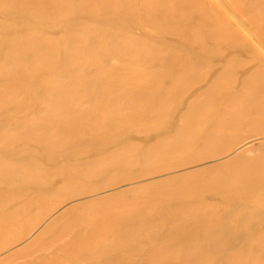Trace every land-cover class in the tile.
I'll return each mask as SVG.
<instances>
[{"label":"bare ground","instance_id":"6f19581e","mask_svg":"<svg viewBox=\"0 0 264 264\" xmlns=\"http://www.w3.org/2000/svg\"><path fill=\"white\" fill-rule=\"evenodd\" d=\"M222 1L238 9L244 21L255 27L259 37L264 38V0ZM0 9L6 19L19 17L15 28L12 29L15 32L9 31L8 37L0 42L3 47V51L0 52V79L6 84H24L47 76L54 67L49 63L59 56L62 64L58 74L61 80L44 81L41 84V92L44 93L42 102L25 107L27 110L34 109L35 113L26 121L15 124L5 122L0 126V186L25 181L39 183L45 188L44 181L49 175L42 169L39 158L35 156L19 159L21 152H41L47 157L45 159L47 163L51 164L53 161L48 156L53 157L64 148L72 146L71 140L67 137L68 132L77 131L79 135L96 141L111 133L121 134L128 128L129 122L147 116L154 110L150 104L151 99L159 97L162 109L166 110L185 89L189 87L192 89L198 84L208 85L203 93L207 98L201 106L202 109L208 111L207 109L214 107L215 102L220 104L215 119L220 128L213 130L206 139L208 144L214 145L211 158L221 157L238 144L237 136L226 138L221 135L235 133L233 129L238 127L241 121L247 119L248 127L255 126L259 129L258 134H264V126L261 127L264 120L263 64H258L256 71L240 80L241 90L237 95L223 94L217 97L210 91V88L221 87L220 80L215 79L208 84L206 77L208 73L217 71L215 70L217 66L227 75V81L235 79L232 77L234 71L246 68L239 59L237 61L223 59L229 52L227 45L238 38L233 25L219 13L211 0H0ZM119 9H123L126 15L122 18L118 15L117 18L126 20L128 15L138 27L145 29L140 39L131 35L134 31L131 29L127 34L120 32L119 27L111 26H100L101 28L96 29L95 25L89 24L90 29L89 27L85 29L84 23H94L106 13L109 15L104 18L112 21L113 13ZM66 14L77 19L68 23L72 30L57 40V43L64 47L61 54L55 51L56 45L48 38L23 31L32 26L44 28L51 17L55 16L58 19ZM162 22L184 28L183 33L174 35L179 44L175 46L164 44L158 47L152 40L158 33L152 27ZM88 30L90 33L86 34ZM216 45H221L220 47L225 50L219 51L215 58L221 60V63L214 66L202 58L208 55L209 51L216 49ZM189 54L194 56L192 60L187 59ZM173 55L178 56L176 61L171 59ZM84 57L90 61L79 63ZM175 69L177 70L175 74L170 72ZM110 70L117 73L111 74ZM202 71H207V74L204 75ZM15 92L14 86L11 89H0V114L6 110L8 104L2 95L14 96ZM195 100L197 99L194 98ZM9 103L11 104L10 101ZM83 106L88 107L82 110ZM18 112L20 111L14 112L10 118L18 115ZM198 114L199 111L190 106L187 113L180 117L183 125L166 134V139L156 142L147 151L146 158L163 159L178 153L184 144L190 141L193 134L191 121L197 119ZM105 121H111L109 123H112L113 129L100 126L106 123ZM73 122H80L81 126L73 129L71 127ZM19 142L21 143L17 146ZM130 150V146L127 145L120 152L116 151L92 162L83 163L77 170L87 179L93 178L96 172L116 164L120 157ZM256 152L257 149L249 146L223 162L221 167L226 172L222 174L226 173L227 178H223L214 167L204 170V173L208 174V179L200 181L198 185L209 186L206 191L208 197H219L224 200L232 198L255 205L258 198L264 199V194L260 196L258 194V190L264 188V154ZM247 153L254 155L249 159ZM187 164L190 163L173 164L165 170H177ZM233 164L238 165L240 169L234 171L231 168ZM29 167L32 170H26L29 171L26 173L25 168ZM31 171L38 176L30 175ZM202 174L188 172L179 178L184 181ZM143 176L148 175L143 174L141 177ZM133 179L137 178L131 180ZM171 181L167 180L165 184ZM119 182L121 180H114L113 183ZM65 187L66 183L61 189L64 192L67 189ZM105 188L94 187L85 192L53 200L55 201L53 203L47 201L48 192L36 195L34 197L38 199L39 204L37 220L20 222L9 230L7 225L10 220L26 215V209L18 206L0 221V256L23 241L26 238V231H32L66 200L96 195ZM150 188L151 186L144 185L139 190L145 191ZM197 195L189 194L182 199L191 202L200 198V195ZM117 198L118 196L109 201L106 197H94L77 204L70 209V213H63L55 222L49 224L36 240L15 250L9 256L0 258H3V262L15 261L25 255L30 258L29 264L66 262L73 264L71 257L75 255L74 251H87L88 247L101 251L105 250V244L109 247L120 244L121 241L130 245L135 244L150 230L156 220L151 215L136 217L135 214H138V211L152 212L154 205L148 201L134 200L122 203L117 210L111 212ZM109 202L113 204L108 205ZM205 207L206 205H201L196 210H181L179 214L185 219H193L196 216L204 218L202 217L197 226L192 223L181 225L180 237L170 247L155 250V254L167 257L178 251L180 255L176 264H202L216 257L226 264H264V224L259 226L261 229L259 234L255 233L259 230L255 228V221L264 220V216L260 218L258 214L254 215L255 221L241 218L239 224L229 230L231 232L228 229L226 232V220L235 217L223 215L217 218L219 216L214 213L207 214L208 209ZM146 216L150 218H145ZM65 217H69L70 220L64 222L58 235L47 240L46 236L55 226L66 220ZM83 224L86 225L83 230L88 234L83 236L78 232L66 241V237ZM164 228H167L166 225ZM112 230L117 233L109 242L107 236ZM225 232L227 234L224 235ZM199 235L206 236L210 244H204L205 240ZM255 235L261 237L252 238ZM54 247L60 253L46 254ZM80 257H84V260L87 258L85 254Z\"/></svg>","mask_w":264,"mask_h":264},{"label":"rangeland","instance_id":"374dc122","mask_svg":"<svg viewBox=\"0 0 264 264\" xmlns=\"http://www.w3.org/2000/svg\"><path fill=\"white\" fill-rule=\"evenodd\" d=\"M219 13L222 14L232 25L236 32V39L234 42H230L228 46V53L223 57L224 60H234L238 59L246 67L242 70H236L233 72L232 77L235 79L232 81H227V75L219 70L218 66L213 73L207 74V71H202L203 74H207L208 84L212 83L215 79L221 82V87L217 89H212L215 96L221 97L223 94L237 95L241 90L240 80L245 76L257 70L258 64L264 65V38L259 37L257 30L252 25H249L244 21L240 11L233 7L226 5L222 0H211ZM114 12V11H113ZM114 14V16H113ZM112 14L113 20H106L104 16H108L106 13L98 18L94 23H84L85 29H88L89 24L95 25L101 28L106 26L119 27L120 32L128 33L133 31L131 35L140 39L143 32V28L138 27L137 24L127 15L126 20H120L117 18L126 15L123 9H119ZM116 15V16H115ZM240 16V17H239ZM19 18V17H18ZM18 18H7L3 11L0 9V42H3L9 31L11 33L15 32L12 29L15 28L16 21ZM53 18V19H52ZM55 19V20H54ZM76 17L66 14L60 18L55 16L48 19L45 23L44 28L41 27H29L24 32L35 33L40 37L48 38V40L54 43L55 51L59 54L63 53L64 47L57 43L60 36L68 34L72 27L68 26V23L76 21ZM19 21V20H18ZM65 21V22H64ZM101 26V27H100ZM11 29V30H10ZM66 29V30H65ZM90 29V27H89ZM131 29V30H130ZM154 31H157V37H153L152 40L161 47L164 44L169 46H175L179 44L178 40L174 35H179L184 32V28L178 26H172L168 23H159L152 27ZM90 30L86 34L90 33ZM8 32V33H7ZM221 46V45H220ZM216 45V49L209 51L208 55L202 58L203 61L210 63L214 66L221 63V60L215 57L219 53L224 51L223 47ZM226 46V47H227ZM219 47V48H218ZM202 49L203 47H199ZM198 50V49H197ZM3 51V47L0 45V52ZM220 51V52H219ZM196 52V51H195ZM178 56H172L171 59L176 61ZM193 55H188L187 59L192 60ZM61 57L57 58L49 65L54 66L52 72H50L45 77H39L24 84H6L4 80L0 79V89H11L13 86L16 89V95H2L4 99L8 101L6 110L0 114V126H3L5 122L18 123L26 121L34 113L35 110L28 109L29 104L37 105L42 102L43 94L41 92V84L46 80H61L58 77L60 72ZM75 61V60H74ZM78 62V60H76ZM87 57L81 58L79 63L89 62ZM112 71L111 74H116L117 71ZM174 74L177 72L175 69L170 71ZM221 78V79H220ZM67 79V78H66ZM17 83V82H16ZM223 83V84H222ZM167 85V84H165ZM16 86V87H15ZM182 87V86H181ZM208 88V85H196L192 89L189 87L184 90L183 93L179 95V98L175 100L166 110L162 109V103L159 97L155 100H150L152 109L151 113L147 116L132 120L127 125L128 128L124 129L122 133H111L100 140L91 139L85 137L84 135H79L77 131L68 132L67 137L71 140L72 146L64 148L63 151L57 153L53 157H49L51 164H48L45 159L47 157L41 152H29L23 151L19 154V159L21 158H35L37 156L40 160V164L44 172H47L49 177L45 179V188L39 183H28L25 181H20L16 184H6L0 186V221H2L7 215L12 213L16 208L24 207L26 209V215L20 218H15L10 220L8 223V229L11 230L15 226L23 221L32 222L37 220L38 211V199L34 196L41 193L47 194V201L53 203L56 199H62L65 196L77 194L79 192H85L91 188H106L100 190L96 195H84L83 197H74L61 205L56 211L44 218L42 222L37 225L32 231H26V238L19 244L8 249L5 253H2L0 257L9 256L15 250L23 248L30 242L36 240L41 233L47 228V226L55 222L58 218L62 216L63 213H67L71 208L79 203L89 201L94 197H106L107 200H114L118 196L114 203V210H117L124 202H130L134 200H141L145 202L152 203L154 205L153 211L148 213L135 214L136 217H141L145 215H151L154 220L149 231L145 232L143 237H141L135 244H127L124 241L109 246L105 244V250H97L93 247H88L87 251H74L73 257H71L73 264H176V261L180 255V252H174L170 256L163 257L162 255L155 254V250L163 249L165 247H170L181 235L180 226L183 224L194 226L200 223L202 217L196 216L193 219H185L181 216L179 212L183 209H193L196 210L201 205H206L207 214L214 213L219 216L217 218L226 217L228 215L234 216L235 218H228L226 220V232L231 230L239 224L241 218H250V220L255 221V216L262 218L264 216V199L258 198L255 205L251 203H246L245 201L224 200L219 197H208L206 196V191L208 190V185H198L200 181L208 179V174L204 173V170L208 168H216L221 174L225 171L222 169V163L231 159L235 154H238L246 147H252L257 149L260 154H264V134H258L259 129L255 126L248 127L247 119L238 123V127H234L233 131L235 133H222L221 136L229 138L232 135L237 136L239 140L238 144L230 150L228 153L222 155L221 157L211 158L210 155L214 151V145L208 144L206 142L207 137L212 133L213 130H218L220 124L216 122V112L219 109L220 104L215 102L214 107L207 109H202V104L207 97H204L203 93ZM224 88V89H223ZM194 98L197 99L194 101ZM11 102V104L9 103ZM14 101V102H13ZM198 110L199 114L197 119L191 121L193 134L190 137V141L184 144L182 149L167 158L163 159H147V151L158 141L166 139L169 133H172L174 128L183 125L180 121V117L187 113L189 107ZM27 107V108H25ZM88 106H83L82 110L86 109ZM25 109V110H24ZM215 112H214V111ZM18 112V115L10 118L14 115V112ZM5 113V114H4ZM4 114V115H3ZM207 118V119H206ZM103 127L107 129H113L111 121H105ZM68 124V123H66ZM70 124V123H69ZM73 129H78L81 126L80 122L71 123ZM5 125L8 126L6 123ZM123 125H120V127ZM129 126L131 128H129ZM264 126V120L262 126ZM137 128V129H136ZM142 128L143 130H140ZM253 128V129H252ZM255 131V132H254ZM21 142L17 143V146ZM130 146L131 150L120 157L116 164H112L110 167L102 169V171L96 172L93 178L87 179L84 175L79 174L77 170L78 166L83 163L92 162V160L98 159L109 154L120 152L125 146ZM35 148V147H33ZM37 150V148H35ZM6 154V153H3ZM124 154V152L122 153ZM254 153H247V157L253 156ZM147 159V162L145 160ZM189 162L190 164L183 165L182 168L177 170H165L168 169L173 164ZM234 171L240 169L238 165L231 167ZM26 170H32L30 167L25 168ZM24 171V172H25ZM29 171H26V173ZM188 172L203 173L200 176L192 177L187 180L181 181L179 177L185 175ZM226 172V171H225ZM25 173V174H26ZM32 176H38L37 173L31 171ZM147 174L148 176H143ZM223 178H227V174H222ZM141 177V178H138ZM132 178H137L133 179ZM114 180H121L119 183H113ZM171 181L169 184H165L166 181ZM66 181V182H65ZM127 182V183H126ZM66 183L67 188L65 192L62 189L63 184ZM115 184V185H113ZM144 185L151 186L150 189L141 191L139 188ZM60 190V191H59ZM59 191V192H57ZM209 192V191H208ZM66 193V194H65ZM197 193L200 198H196L191 202H186L182 199L189 194ZM56 194V195H55ZM258 194H264V188L258 190ZM197 195V196H198ZM113 204L109 202L108 205ZM111 210V208H110ZM179 210V211H178ZM70 213V212H69ZM132 214V213H130ZM256 216V217H257ZM145 218H150L146 216ZM66 220L55 226L51 233L46 236L47 240H50L54 236L58 235L61 231V227L70 220L69 217H65ZM245 220V219H244ZM256 229L264 224V220H256ZM254 222V224H255ZM14 225V226H13ZM167 228L163 229V226ZM82 227L71 233L66 237V241L75 236L78 232H81L85 236L86 225H81ZM264 229V228H263ZM261 229L257 230L255 233L259 234ZM224 233L227 234V233ZM231 232V231H229ZM114 230L108 232V240L114 239ZM205 241L204 244H210L207 237L204 235H199ZM218 235H216L217 237ZM183 237V236H181ZM261 236L255 235L252 238L258 239ZM228 241V240H227ZM107 242L108 244H110ZM217 246V245H216ZM66 251H68L66 249ZM176 251V250H175ZM30 252V251H29ZM27 253V252H26ZM60 253L56 247L47 251L46 254H58ZM86 255L87 258H81V255ZM218 254V253H217ZM29 257L23 255L21 258L15 261H5L0 258V264H29ZM66 264H71L66 262ZM202 264H226L220 260V258H213Z\"/></svg>","mask_w":264,"mask_h":264}]
</instances>
